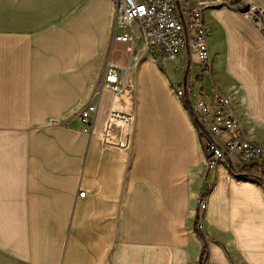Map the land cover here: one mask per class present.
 Returning a JSON list of instances; mask_svg holds the SVG:
<instances>
[{
  "label": "crops",
  "instance_id": "crops-1",
  "mask_svg": "<svg viewBox=\"0 0 264 264\" xmlns=\"http://www.w3.org/2000/svg\"><path fill=\"white\" fill-rule=\"evenodd\" d=\"M203 1L218 4L204 9L210 75L196 80L194 59L186 79L185 52L146 53L114 98L110 61L134 62L113 43L128 33L116 0H0V264H264V186L241 179L264 180V167L234 156L210 170L176 92L205 87L212 106L216 87L264 148V0ZM89 105L133 117L130 152L83 132Z\"/></svg>",
  "mask_w": 264,
  "mask_h": 264
},
{
  "label": "built area",
  "instance_id": "built-area-1",
  "mask_svg": "<svg viewBox=\"0 0 264 264\" xmlns=\"http://www.w3.org/2000/svg\"><path fill=\"white\" fill-rule=\"evenodd\" d=\"M218 4L203 0H116L115 28L128 33L115 34L114 44L130 46L132 64L110 61L103 78L102 91L111 92L114 98L125 89L133 87V71L146 53H162L170 60H177L186 53L188 66L186 79L194 59L198 61L202 74L196 80H203L211 72L209 48L210 30L204 16V9ZM141 39V48L136 41ZM194 87L184 82L176 89L192 111L203 134L207 166L210 170L220 164L233 163L236 156L242 163L264 167V148L249 140L240 121L234 114L231 102L216 87L212 106L207 104L201 93L193 98ZM102 93V92H101ZM99 105H89L81 111L79 120L83 132L96 136L103 148L119 152H130L133 144V117L111 108L104 119H99ZM229 133L227 139H221ZM82 191L80 196H84ZM200 210H207L204 197L198 199Z\"/></svg>",
  "mask_w": 264,
  "mask_h": 264
},
{
  "label": "rangeland",
  "instance_id": "rangeland-1",
  "mask_svg": "<svg viewBox=\"0 0 264 264\" xmlns=\"http://www.w3.org/2000/svg\"><path fill=\"white\" fill-rule=\"evenodd\" d=\"M210 54H211V59H212V46H211V44H210ZM121 55L122 56H124L125 55V51H123L122 53H121ZM162 56L160 55L159 57H158V59H160V62H162ZM171 64H173V63H163V65L165 66V68L168 70L169 68H171ZM196 72H198V68L197 67H195V65H194V67L192 68V74H195Z\"/></svg>",
  "mask_w": 264,
  "mask_h": 264
},
{
  "label": "trees",
  "instance_id": "trees-1",
  "mask_svg": "<svg viewBox=\"0 0 264 264\" xmlns=\"http://www.w3.org/2000/svg\"><path fill=\"white\" fill-rule=\"evenodd\" d=\"M241 179H243L245 181H253V182L259 183L260 185L264 186V180L262 178H255L252 176L242 175Z\"/></svg>",
  "mask_w": 264,
  "mask_h": 264
},
{
  "label": "bare ground",
  "instance_id": "bare-ground-1",
  "mask_svg": "<svg viewBox=\"0 0 264 264\" xmlns=\"http://www.w3.org/2000/svg\"><path fill=\"white\" fill-rule=\"evenodd\" d=\"M250 10V9H249ZM246 11V10H245Z\"/></svg>",
  "mask_w": 264,
  "mask_h": 264
}]
</instances>
